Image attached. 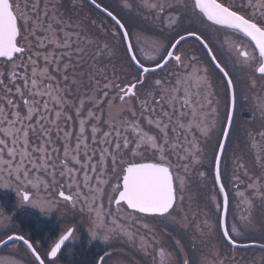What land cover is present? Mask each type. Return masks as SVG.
Returning <instances> with one entry per match:
<instances>
[{"label":"snow or ice","instance_id":"6c2138e0","mask_svg":"<svg viewBox=\"0 0 264 264\" xmlns=\"http://www.w3.org/2000/svg\"><path fill=\"white\" fill-rule=\"evenodd\" d=\"M0 181V264H264V0H0Z\"/></svg>","mask_w":264,"mask_h":264},{"label":"trees","instance_id":"16d2710c","mask_svg":"<svg viewBox=\"0 0 264 264\" xmlns=\"http://www.w3.org/2000/svg\"><path fill=\"white\" fill-rule=\"evenodd\" d=\"M0 200L9 201L11 208H8L10 213L15 212L16 202L14 195L6 191H0ZM16 223L23 230L24 234L34 237L45 248L48 246L50 239L54 238L55 234L60 230L61 219L37 217L34 213H20ZM87 235H84V241L80 243V248L75 247V254H66L67 259H63L66 264H90L92 257L100 252L104 244L93 242L96 246L90 247L86 245ZM82 245V247H81Z\"/></svg>","mask_w":264,"mask_h":264},{"label":"rangeland","instance_id":"374dc122","mask_svg":"<svg viewBox=\"0 0 264 264\" xmlns=\"http://www.w3.org/2000/svg\"><path fill=\"white\" fill-rule=\"evenodd\" d=\"M190 44L191 43H194V42H189ZM185 47H188V45H185ZM196 47H198V45H196ZM244 117L246 119L250 118V114L247 110V108L245 109L244 111ZM0 184H2V181H0ZM0 191H6V192H9L12 194V196L14 195V198H15V202L17 203V199H18V196H17V193H16V190L15 188H4L2 186H0ZM34 191V190H33ZM44 193L41 192V195H43ZM0 207H3L5 209L6 212H9L8 211V208H11V205L9 204V201H1L0 200ZM10 213V212H9ZM46 218V217H44ZM47 218H50V219H55L57 221V218L58 219H61L62 220V216L57 213V212H54L51 216L47 217ZM17 224V223H16ZM18 225V224H17ZM61 227L63 226L61 223H60ZM19 227V225H18ZM59 232V231H58ZM84 235H87L86 233V225L85 226H82V231H81V243L84 241ZM99 243L103 244V241H99ZM75 246V245H74ZM22 247V246H21ZM82 247V245H81ZM80 248V246H79ZM256 250L255 249H252L250 250L248 253H244L245 255H248V256H251ZM258 255V253H257ZM0 257H13V258H16V259H19V256H14V254L9 250V249H3L2 251H0ZM63 260L61 261V264H63ZM66 264V263H65Z\"/></svg>","mask_w":264,"mask_h":264},{"label":"flooded vegetation","instance_id":"af4514ba","mask_svg":"<svg viewBox=\"0 0 264 264\" xmlns=\"http://www.w3.org/2000/svg\"><path fill=\"white\" fill-rule=\"evenodd\" d=\"M63 264H65V262Z\"/></svg>","mask_w":264,"mask_h":264}]
</instances>
